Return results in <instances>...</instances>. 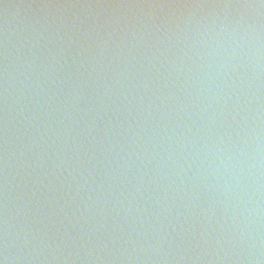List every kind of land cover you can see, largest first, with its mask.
Here are the masks:
<instances>
[{
    "label": "water",
    "instance_id": "water-1",
    "mask_svg": "<svg viewBox=\"0 0 264 264\" xmlns=\"http://www.w3.org/2000/svg\"><path fill=\"white\" fill-rule=\"evenodd\" d=\"M0 264H264V0H0Z\"/></svg>",
    "mask_w": 264,
    "mask_h": 264
}]
</instances>
